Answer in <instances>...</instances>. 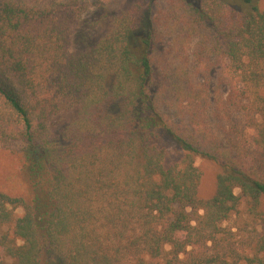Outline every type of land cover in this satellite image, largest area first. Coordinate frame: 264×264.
<instances>
[{
    "label": "trees",
    "instance_id": "16d2710c",
    "mask_svg": "<svg viewBox=\"0 0 264 264\" xmlns=\"http://www.w3.org/2000/svg\"><path fill=\"white\" fill-rule=\"evenodd\" d=\"M97 1L0 0V147L25 144L34 187L0 192V264H264V10L175 0L219 66L209 78L157 59L159 0L69 53ZM54 117L60 138L41 136ZM196 157L220 167L207 199ZM242 201L254 227L236 238L225 224Z\"/></svg>",
    "mask_w": 264,
    "mask_h": 264
},
{
    "label": "rangeland",
    "instance_id": "374dc122",
    "mask_svg": "<svg viewBox=\"0 0 264 264\" xmlns=\"http://www.w3.org/2000/svg\"><path fill=\"white\" fill-rule=\"evenodd\" d=\"M148 1L98 0L95 3L86 5L78 13L73 22L68 45L69 53L76 54L94 45L106 34L116 17L127 15L128 13L139 15L145 10ZM159 1L160 8H163L161 11L163 15L160 16L159 20L155 21V27L158 30V35H160V40L156 47V52L158 53H156L157 59H167L176 64L186 66L183 71L196 72L200 76L204 75L209 78L214 76L219 66L209 68L207 62H211L212 58L207 57L209 60L207 61L206 56H202L200 53V49L207 46L206 44L201 45L199 42V37L204 36H200L198 30V34H190V32L186 34L187 29L181 28V24L186 19L184 5L175 0ZM190 1L195 5H198L200 2V0ZM257 3L260 9L264 10V0H257ZM150 6L152 15H154L158 7L155 2ZM165 17L168 19L175 17L172 20L173 24L170 21H166ZM192 25L196 27L198 24L193 23ZM168 27L170 28L167 29ZM178 33L180 37L179 41L175 38ZM183 34L184 36L181 37ZM193 60L195 62L193 63V70H190V62ZM198 63H202V65ZM45 125L47 128L40 131L42 132L41 136L49 133L50 138L51 136L60 138L63 123L61 120H58V117L50 119ZM162 145L165 146L168 154V162L176 161L178 159L176 148L166 139H162ZM24 147L25 144L20 140L11 141L0 147V192L12 197L30 195L34 189L33 182L29 179L23 165ZM194 165L201 174L198 195L201 199L210 198L214 193L215 178L220 172V167L217 163L200 157L195 158ZM261 209L264 210V206ZM13 215L14 218L20 217L22 210L20 208L16 209ZM252 220L253 218L248 215V205L245 201H242L225 225L232 228V231L236 234V238H242V236L248 237L252 234L251 231L254 227Z\"/></svg>",
    "mask_w": 264,
    "mask_h": 264
}]
</instances>
